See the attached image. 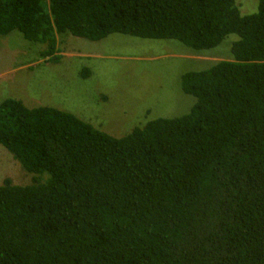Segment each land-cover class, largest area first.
<instances>
[{"label":"trees","instance_id":"trees-1","mask_svg":"<svg viewBox=\"0 0 264 264\" xmlns=\"http://www.w3.org/2000/svg\"><path fill=\"white\" fill-rule=\"evenodd\" d=\"M0 0L56 63L62 35L119 34L232 61L182 77L196 98L116 138L50 107L0 103V145L32 175L0 186V264H264V0ZM251 4V3H250Z\"/></svg>","mask_w":264,"mask_h":264},{"label":"rangeland","instance_id":"rangeland-1","mask_svg":"<svg viewBox=\"0 0 264 264\" xmlns=\"http://www.w3.org/2000/svg\"><path fill=\"white\" fill-rule=\"evenodd\" d=\"M239 2L242 14L257 11L258 5L244 10L254 0ZM237 40L231 35L215 49L195 51L178 41L115 34L93 42L67 34L60 37L56 63L42 57L46 46L15 31L0 37V103L14 99L29 109L54 108L122 138L156 119L189 114L196 98L182 91V77L232 61ZM6 178L26 186L32 175L0 145V186Z\"/></svg>","mask_w":264,"mask_h":264}]
</instances>
